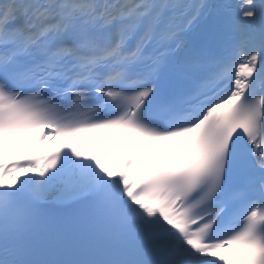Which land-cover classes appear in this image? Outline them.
I'll list each match as a JSON object with an SVG mask.
<instances>
[{
  "label": "snow or ice",
  "instance_id": "snow-or-ice-1",
  "mask_svg": "<svg viewBox=\"0 0 264 264\" xmlns=\"http://www.w3.org/2000/svg\"><path fill=\"white\" fill-rule=\"evenodd\" d=\"M0 264H264V0H0Z\"/></svg>",
  "mask_w": 264,
  "mask_h": 264
}]
</instances>
